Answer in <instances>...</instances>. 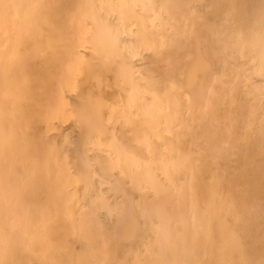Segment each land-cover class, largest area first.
Listing matches in <instances>:
<instances>
[{"label": "bare ground", "instance_id": "bare-ground-1", "mask_svg": "<svg viewBox=\"0 0 264 264\" xmlns=\"http://www.w3.org/2000/svg\"><path fill=\"white\" fill-rule=\"evenodd\" d=\"M117 1L0 0V264H264V0Z\"/></svg>", "mask_w": 264, "mask_h": 264}, {"label": "rangeland", "instance_id": "rangeland-1", "mask_svg": "<svg viewBox=\"0 0 264 264\" xmlns=\"http://www.w3.org/2000/svg\"><path fill=\"white\" fill-rule=\"evenodd\" d=\"M113 3L117 6L118 5V1L117 0H113ZM202 12H207L206 9H202ZM116 18V19H115ZM118 16L114 15L113 19L117 20ZM136 31V28L134 30V32ZM135 35L130 37V36H126V40L130 43L133 39H134ZM210 39H212L210 36H208V41H210ZM138 62L137 63L141 69L143 70V72L146 74V76L150 77V78H156L158 77L159 71L154 67L156 65V62L154 61V58L152 56V54H150L148 51H142L140 53V55L138 56ZM110 76H112L111 74H109ZM112 78V77H111ZM259 78H256L255 80H257ZM88 83H90V81H87ZM110 84V91H105L103 90L100 94V98L102 101H106L108 98L113 97L115 100H117L120 104L122 103H126L128 102V99L124 96L120 94L119 91V86L114 83V81H112ZM114 86V87H112ZM116 96V97H115ZM70 98L73 99L74 96L70 95ZM264 100V99H263ZM127 112V111H126ZM59 131H62L64 134L63 140H64V145H65V150L68 154H71L72 148L73 146L76 144L79 134H78V130L71 124H63L61 126L58 127ZM119 133H116L115 135L117 136ZM53 137V136H51ZM68 142V143H67ZM134 144V142H132V145ZM95 154V152H89L90 157H92ZM93 170L96 172V166H94ZM97 173V172H96ZM95 180V184L98 187L99 190H103L101 191L102 193H104V195H107L104 190L103 186H99L96 183V177L94 178ZM91 200L85 201L84 207L85 208H91L92 205H90ZM100 218L102 219V221L104 222L106 227H109V219L104 215V214H99Z\"/></svg>", "mask_w": 264, "mask_h": 264}]
</instances>
